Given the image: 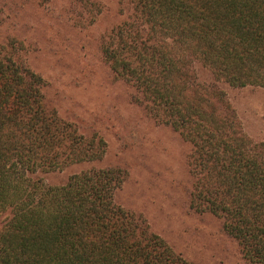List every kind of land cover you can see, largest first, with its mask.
<instances>
[{
  "label": "trees",
  "instance_id": "16d2710c",
  "mask_svg": "<svg viewBox=\"0 0 264 264\" xmlns=\"http://www.w3.org/2000/svg\"><path fill=\"white\" fill-rule=\"evenodd\" d=\"M114 1L120 18L98 43L101 61L132 104L188 146V210L218 218L242 259L264 264V141L244 132L223 89H264V0ZM72 3L69 20L83 29L105 9ZM28 53L17 37L0 42V264H195L116 202L126 169L45 182L101 161L107 144L60 116Z\"/></svg>",
  "mask_w": 264,
  "mask_h": 264
},
{
  "label": "rangeland",
  "instance_id": "374dc122",
  "mask_svg": "<svg viewBox=\"0 0 264 264\" xmlns=\"http://www.w3.org/2000/svg\"><path fill=\"white\" fill-rule=\"evenodd\" d=\"M74 0H0V42L17 37L29 48L28 63L43 76L45 93L60 116L85 135L107 144L99 162L72 165L43 175L46 183L64 184L91 167L118 166L128 176L116 202L143 214L151 229L195 264H247L236 244L221 231L220 220L187 208L188 146L168 127L148 119L129 101L130 90L115 81L98 53L102 35L117 21L114 0H97L103 14L88 28L75 27L67 8ZM199 81L210 74L195 66ZM244 132L264 141V89L223 85Z\"/></svg>",
  "mask_w": 264,
  "mask_h": 264
}]
</instances>
